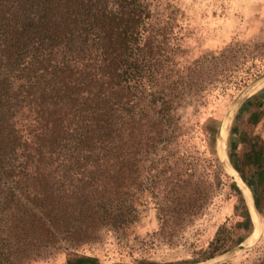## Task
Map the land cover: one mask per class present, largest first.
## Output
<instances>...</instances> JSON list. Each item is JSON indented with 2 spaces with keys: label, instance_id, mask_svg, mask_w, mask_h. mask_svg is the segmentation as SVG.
Returning a JSON list of instances; mask_svg holds the SVG:
<instances>
[{
  "label": "trees",
  "instance_id": "1",
  "mask_svg": "<svg viewBox=\"0 0 264 264\" xmlns=\"http://www.w3.org/2000/svg\"><path fill=\"white\" fill-rule=\"evenodd\" d=\"M159 4L0 0V156L15 155L4 227L18 260L172 244L211 203L213 182L171 159L188 109L233 78L238 57L183 58L178 8ZM151 209L158 227L142 237Z\"/></svg>",
  "mask_w": 264,
  "mask_h": 264
},
{
  "label": "rangeland",
  "instance_id": "2",
  "mask_svg": "<svg viewBox=\"0 0 264 264\" xmlns=\"http://www.w3.org/2000/svg\"><path fill=\"white\" fill-rule=\"evenodd\" d=\"M168 2L178 8L175 30L185 48L183 58L192 60L233 47L239 61L229 82L212 89L197 107L188 109L191 129L171 159L178 160L181 167L191 166L195 180L213 182L216 189L211 203L172 244L134 253L120 252L110 243L90 244L77 253L60 252L49 258L25 255L18 260L4 227L12 210L9 203H4L11 186L7 171L15 164V155L8 153L0 156V264H249L253 258L260 259L259 263L264 261V86L251 93L247 89L264 73V0H160L159 9ZM229 113L223 153L220 128ZM177 168L171 167L167 175L174 176ZM248 191L253 195L259 218ZM157 221L156 211L149 210L140 223V235L145 237L156 229ZM244 243L252 245L210 263Z\"/></svg>",
  "mask_w": 264,
  "mask_h": 264
},
{
  "label": "bare ground",
  "instance_id": "3",
  "mask_svg": "<svg viewBox=\"0 0 264 264\" xmlns=\"http://www.w3.org/2000/svg\"><path fill=\"white\" fill-rule=\"evenodd\" d=\"M262 86H264V75L259 78V80L255 83V85L250 89L249 93L258 90ZM224 120L225 121H223L222 126H221V131L223 130L221 133V150L223 153H225V141H226L225 138L227 136V131H228V127H229L230 113L226 116V119H224ZM223 124H224V126H223ZM244 186L247 188V186L245 184H244ZM249 192L250 191H248L246 193L248 195L250 203L252 202V204H253V199H252L251 195L249 194ZM253 206H254V204H253Z\"/></svg>",
  "mask_w": 264,
  "mask_h": 264
},
{
  "label": "water",
  "instance_id": "4",
  "mask_svg": "<svg viewBox=\"0 0 264 264\" xmlns=\"http://www.w3.org/2000/svg\"><path fill=\"white\" fill-rule=\"evenodd\" d=\"M264 75V73L263 74H261L259 77H257L249 86H248V88L247 89H251L254 85H255V83L259 80V78L261 77V76H263ZM220 134H221V128H220ZM240 182H241V184H243L244 182L240 179ZM245 184V183H244ZM246 185V184H245ZM247 186V185H246ZM252 198H253V195H252ZM253 204H254V198H253ZM254 208H255V210H256V213H257V215H258V218H259V214H258V211H257V209H256V207H255V204H254ZM259 221H260V219H259ZM259 235H260V233H259ZM252 244H241V245H239L238 247H236V248H234L233 250H231V251H228V252H226V253H224V254H222V255H219V256H217V257H215L213 260H211L210 261V263H212V262H215V261H218V260H221V259H223V258H225V257H227L228 255H230L231 253H233L235 250H240V249H244V248H248V247H250Z\"/></svg>",
  "mask_w": 264,
  "mask_h": 264
}]
</instances>
